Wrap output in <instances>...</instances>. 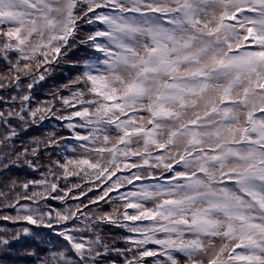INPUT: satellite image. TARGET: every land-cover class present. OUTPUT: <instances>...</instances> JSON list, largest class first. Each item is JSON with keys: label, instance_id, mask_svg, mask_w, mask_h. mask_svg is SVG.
Here are the masks:
<instances>
[{"label": "snow or ice", "instance_id": "1", "mask_svg": "<svg viewBox=\"0 0 264 264\" xmlns=\"http://www.w3.org/2000/svg\"><path fill=\"white\" fill-rule=\"evenodd\" d=\"M0 207V264H264V0H0Z\"/></svg>", "mask_w": 264, "mask_h": 264}, {"label": "trees", "instance_id": "2", "mask_svg": "<svg viewBox=\"0 0 264 264\" xmlns=\"http://www.w3.org/2000/svg\"><path fill=\"white\" fill-rule=\"evenodd\" d=\"M89 30L88 25H84L81 32V37L83 36V33H86ZM90 55V52L88 49H86L84 46L77 44L76 47L72 49L68 53V55L64 58L65 63H61L58 66L55 67L53 73L51 76H49L45 81L41 82V84L36 88L35 90V96L37 100H47L51 97L48 95V93L59 86L66 84L69 82V80L73 77H75L78 72L77 70L72 66L71 61L76 60H83L88 58ZM61 94L67 95V91L61 89ZM63 122L56 121L55 119L51 120L50 122H46L45 124V131L55 130L57 131L58 135H64L65 137L69 136V130L65 127H61V124ZM32 134H35L34 132ZM27 137L25 136L24 139ZM62 143H67V141H63ZM73 143H75L73 141ZM69 145V150H70ZM57 153H61L60 149L56 150ZM66 154V151L61 153ZM44 162H47V158ZM15 175L18 177L19 180H24L28 178H32L29 175V170L27 169H17ZM91 195V193H89ZM85 202H87L85 200ZM59 202L53 201V204H58ZM72 203H76V201H73ZM87 211V209H85ZM0 213L7 214V215H15V211L12 209H6L0 207ZM21 225L16 224L13 225L9 221H0V228H19ZM42 233H48L49 230L47 229H40ZM115 232H119V230H114ZM17 249H19V254H17ZM35 249L37 252L40 251V248L37 247L36 243L30 239H24L22 238V242H18L14 244L13 251L11 255L4 257V264H35L33 258H29L24 255L25 250Z\"/></svg>", "mask_w": 264, "mask_h": 264}, {"label": "rangeland", "instance_id": "3", "mask_svg": "<svg viewBox=\"0 0 264 264\" xmlns=\"http://www.w3.org/2000/svg\"><path fill=\"white\" fill-rule=\"evenodd\" d=\"M82 132H85L86 130H81Z\"/></svg>", "mask_w": 264, "mask_h": 264}]
</instances>
